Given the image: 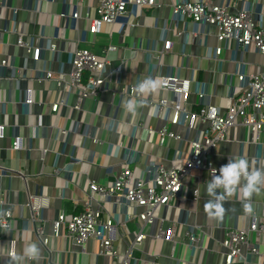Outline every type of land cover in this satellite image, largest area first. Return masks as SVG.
I'll return each mask as SVG.
<instances>
[{
	"label": "crops",
	"instance_id": "obj_1",
	"mask_svg": "<svg viewBox=\"0 0 264 264\" xmlns=\"http://www.w3.org/2000/svg\"><path fill=\"white\" fill-rule=\"evenodd\" d=\"M175 1L155 0V7L132 9L131 15L125 19L128 24L106 25L95 36L87 34L83 43L82 31L88 26L86 17L94 13L93 2H82L78 8L79 19L73 21L69 15L74 11L76 0H0V61L7 60L13 68L0 67V124L5 125L4 138L0 140V166L12 172L1 178L0 191L13 213L12 231L0 240V252L8 249L9 240L15 239L16 253L20 256L30 244H36L40 250L38 259H25L23 264H118L116 259L99 255L94 240L76 248L65 237L51 238L48 248H44L31 232L38 223L48 234L51 220L60 210L67 215L81 212L82 203L88 197L89 182L106 184L115 179L127 151L132 157L129 167L137 177H142L146 167L154 161L162 162L168 168L178 167L182 163L181 158L186 156L189 142L204 129L205 125L199 121H195L191 129L171 126L167 124L171 113L164 112L161 118H156L146 103L135 115L129 114L123 105L130 98L112 96L111 90L117 89L118 84H132L145 79L150 71L156 80L166 74H178L191 80L186 103L188 110L198 108L197 86L206 94L208 101L222 111L229 105V98L238 86L235 60L241 53L235 54L233 43H217L213 27L199 26L198 32L202 35L190 40L186 34L194 31L193 24L172 23L171 5ZM204 1L228 6L231 13L252 6L264 8V0ZM13 9L17 10L16 15ZM60 14L68 17H60ZM13 29L25 33L35 46L44 48L40 61L33 62L15 46ZM164 40L171 42L170 52L163 51ZM53 41L59 49L55 53L45 49ZM108 45L117 47L116 51L109 53V58L112 69L119 68L118 84L109 83L107 92L84 100L80 111L72 108L75 101L73 90L63 91L56 88L54 82L39 79L44 68L54 74L60 71L68 73L71 52L77 46L100 53ZM217 46L222 48L221 55L215 60L211 56L209 58L208 53ZM156 55H160L159 60ZM241 58L244 73L262 72L264 55L257 53L253 46ZM26 90L32 92V105L23 104ZM149 96L154 100L170 98L162 91ZM61 101L64 105L52 115L49 105ZM165 124L180 137L179 141L166 138L160 143L158 130ZM146 129L153 132L148 134ZM60 130L67 131L66 136H62ZM14 137L22 140L23 150H10ZM120 143L124 147H119ZM42 152H45L43 159ZM177 152L179 157L175 158ZM71 154L79 158V164H74L68 173L54 175L53 168H62ZM239 157L246 158L253 168L264 169V133H260L257 140H252L245 127L230 129L227 140L214 149L212 161L219 167L229 159ZM20 173L37 179L23 180L18 176ZM38 175L42 176L38 178ZM209 180L206 171L192 172V176L184 181L180 200L156 209L155 216L164 220V228L174 227L173 241L145 240L134 249L131 264L223 263L224 250L220 240L224 232L246 227L250 218L264 217V188L250 200L251 215L243 212L237 193L224 202L225 214L221 220H216L207 217L204 211V205L210 199L206 192ZM195 188L199 190V198L194 202L192 190ZM30 195H40L46 200V206L36 217L37 222L31 220L26 206ZM96 207L93 203V208ZM102 208L106 214L116 218L114 246L124 253L128 242L139 232L140 224L135 219L125 221V209L112 201L103 203ZM105 213L102 216H106ZM192 227L197 228L199 238L193 249L188 246L185 236ZM154 229L155 226L144 225L141 230L149 235ZM122 236L126 238L120 240ZM251 239L256 241L257 237L252 234ZM260 252L251 256L248 264H264V245L260 246ZM0 264L12 262L2 258Z\"/></svg>",
	"mask_w": 264,
	"mask_h": 264
},
{
	"label": "built area",
	"instance_id": "obj_2",
	"mask_svg": "<svg viewBox=\"0 0 264 264\" xmlns=\"http://www.w3.org/2000/svg\"><path fill=\"white\" fill-rule=\"evenodd\" d=\"M56 0H49L54 2ZM64 1V0H63ZM84 1L94 3V13L91 17H86L88 26L82 31L83 43L87 34L96 35L101 28L106 25L128 24L125 19L131 15V10L155 7V0H76L74 11L69 17L76 21L79 19V5ZM16 15L17 10H12ZM172 23H191L195 26L194 31L186 36L191 40L198 38L199 26L213 27L217 43H233L236 47L235 54L240 52V58L236 63V81L238 86L233 90L229 98V105L225 110L212 105L203 92L197 86L195 93L199 98V105L195 111H190L186 107L190 95V82L188 78H181L178 74H166L159 77L158 81L163 82L160 90L170 95V98L154 100L150 96L146 98V104L153 110L156 118H161L164 112L171 113L167 121L171 126H184L193 128L194 122L199 121L205 125L204 129L189 142L186 156L181 158L180 166L166 167L162 162L154 161L145 169L142 177L134 175L129 167L132 160L130 153H126V158L122 164L119 174L111 182L100 184L89 182L88 197L82 203V210L75 215H67L64 210H60L51 220L50 232L45 233L43 226L38 223L31 232L37 242L44 248H48L51 238L65 237L70 240L73 246L82 247L87 241L94 240L98 247V254L116 259L118 264H131L134 260L132 253L137 246H140L147 239L173 241L174 227L164 228V220L155 216L158 207H165L180 200L184 190V181L192 176L194 171H206L211 179V169L217 170L212 161L214 149L218 144L227 140L230 129L241 126L248 129L252 140L258 139L260 133H264V68L260 73H244V62L241 58L251 46L259 54L264 55V8L252 6L231 13L228 6L208 4L204 0H177L171 5ZM60 17H68L60 14ZM133 26H135L133 24ZM165 31L168 29L164 28ZM15 35V46L22 49L30 60L38 62L42 58L44 48L35 46L31 38H27L25 33L13 29ZM56 40V39H55ZM47 51L55 53L56 41L49 42L45 48ZM117 50L114 45H108L100 53L91 51L88 47L77 46L71 52L70 71H62L54 74L44 68L41 80L54 82L56 88L67 92L74 91L75 101L72 108L80 111V105L84 100L98 97L109 90L108 84H118L119 68L112 69L109 53ZM163 51H171V42L164 40ZM164 53V52H163ZM222 53V48L217 46L208 53L212 59H218ZM160 55H156L159 60ZM150 63L152 62L149 59ZM0 67L11 68L7 60L0 61ZM153 67V66H152ZM13 69V68H11ZM150 69L151 65H150ZM14 73L17 70L14 69ZM155 79V75L150 71L146 78ZM143 79H138L135 83L120 85L115 90H111L112 96L134 97V86ZM31 90L25 91L24 105H32ZM64 102L50 104V112L54 115L58 112ZM167 124L158 130L160 143L168 139L180 140V137L167 128ZM5 125L0 124V140L4 138ZM148 134L153 130L146 129ZM62 136H66L67 131L60 130ZM97 143V140H95ZM119 147H124L123 143ZM11 151L23 150L22 140L14 137L10 144ZM41 154V159L44 157ZM179 157L178 152L175 158ZM69 161L62 168H53V174L68 173L74 164H79V158L73 154L69 155ZM11 171L0 166V180L4 176L11 175ZM218 174V172H217ZM23 180L37 179L27 174H18ZM42 175H38L39 178ZM187 189V188H186ZM199 198V190H192V201ZM112 201L113 204L121 205L125 209V221L137 220L139 222V232L134 239L128 242L127 249L120 253L114 246V221L115 217L103 211L102 204ZM96 203V208H93ZM264 203V200H263ZM10 203L0 191V240L9 231H12L13 213L9 209ZM31 220L37 222L39 211L46 206V200L40 195H30L26 204ZM105 213L106 216H102ZM7 224V228L4 226ZM144 225L155 226L153 234H144ZM196 227L189 228L186 233L188 246L196 247L199 238L196 235ZM257 237L252 241L251 235ZM126 238V236H122ZM264 245V217L250 218L244 228H232L224 232L220 240V246L224 250L222 264H248L249 258L259 255L260 246ZM172 248V253L174 246ZM171 253V254H172ZM16 253L15 239L9 240V247L6 251L0 252V260L7 258L11 262V257ZM153 264H159L154 262Z\"/></svg>",
	"mask_w": 264,
	"mask_h": 264
},
{
	"label": "clouds",
	"instance_id": "obj_3",
	"mask_svg": "<svg viewBox=\"0 0 264 264\" xmlns=\"http://www.w3.org/2000/svg\"><path fill=\"white\" fill-rule=\"evenodd\" d=\"M163 82L151 77L145 78L134 86V97L123 105L126 112L135 115L146 103L149 95L158 93L163 88ZM218 172V174H217ZM264 188V169L253 168L244 157L229 159L218 170L211 169V179L207 182L206 192L210 199L204 205L207 217L221 220L225 214L224 202L239 193L243 212L251 215L253 212L250 200L252 196ZM0 213V216H3ZM6 228L7 224L4 225ZM40 250L36 244H30L24 249L23 256L13 255L12 264H23L25 259L36 260Z\"/></svg>",
	"mask_w": 264,
	"mask_h": 264
},
{
	"label": "rangeland",
	"instance_id": "obj_4",
	"mask_svg": "<svg viewBox=\"0 0 264 264\" xmlns=\"http://www.w3.org/2000/svg\"><path fill=\"white\" fill-rule=\"evenodd\" d=\"M103 48H104V47H103ZM103 48H102V49H103Z\"/></svg>",
	"mask_w": 264,
	"mask_h": 264
}]
</instances>
